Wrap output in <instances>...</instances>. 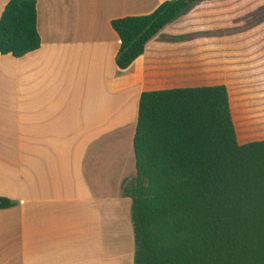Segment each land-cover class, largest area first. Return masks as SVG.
<instances>
[{"label": "crops", "instance_id": "obj_1", "mask_svg": "<svg viewBox=\"0 0 264 264\" xmlns=\"http://www.w3.org/2000/svg\"><path fill=\"white\" fill-rule=\"evenodd\" d=\"M164 1L36 0L40 47L0 54V196L15 202L0 209V264H133L131 199L121 186L135 159L130 148L113 157L105 141L136 126L142 92L167 89L154 58L184 14L126 69L115 63L110 22Z\"/></svg>", "mask_w": 264, "mask_h": 264}, {"label": "trees", "instance_id": "obj_2", "mask_svg": "<svg viewBox=\"0 0 264 264\" xmlns=\"http://www.w3.org/2000/svg\"><path fill=\"white\" fill-rule=\"evenodd\" d=\"M199 0H165L154 11L113 19L115 63L128 68L146 44ZM41 45L36 0H9L0 54ZM133 264H264V140L239 144L226 86L141 93L133 135ZM15 202L0 196V209Z\"/></svg>", "mask_w": 264, "mask_h": 264}, {"label": "rangeland", "instance_id": "obj_3", "mask_svg": "<svg viewBox=\"0 0 264 264\" xmlns=\"http://www.w3.org/2000/svg\"><path fill=\"white\" fill-rule=\"evenodd\" d=\"M166 32L154 58L159 87L226 86L239 144L264 140V0H199ZM134 130L105 141L113 157L130 148L134 159Z\"/></svg>", "mask_w": 264, "mask_h": 264}]
</instances>
